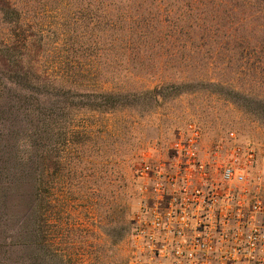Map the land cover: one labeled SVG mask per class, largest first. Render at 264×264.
<instances>
[{
  "label": "rangeland",
  "instance_id": "374dc122",
  "mask_svg": "<svg viewBox=\"0 0 264 264\" xmlns=\"http://www.w3.org/2000/svg\"><path fill=\"white\" fill-rule=\"evenodd\" d=\"M69 1L59 0L60 6L52 1L45 10L44 0H37L23 12L45 35L32 58L37 71L75 75L83 90L65 95L67 106L53 109L47 139L37 142L51 160L53 181L47 193V251L53 264L59 256L69 264H94L97 258L126 264L138 206L136 168L165 160L187 124L200 130L206 148L228 143L230 134L254 146L264 171V107L255 100L257 93L264 95L259 79L264 61L248 44L235 45L227 37L224 0H174L171 17L190 12L185 13L188 28H178L172 39L156 21L129 27L126 20L135 12L151 13V20L150 8H126L122 25L115 8L102 14L93 5L85 12ZM61 30L69 32V53L59 47ZM100 90L120 92L117 106L123 108L106 114L86 110L93 105L91 91Z\"/></svg>",
  "mask_w": 264,
  "mask_h": 264
},
{
  "label": "trees",
  "instance_id": "16d2710c",
  "mask_svg": "<svg viewBox=\"0 0 264 264\" xmlns=\"http://www.w3.org/2000/svg\"><path fill=\"white\" fill-rule=\"evenodd\" d=\"M36 1L0 0V264H53L47 251L45 230L49 222L50 206L47 193L49 185L53 182L52 174L49 173L51 160L44 154L45 152L40 149L41 153L38 150L37 142L47 139L53 109L64 110L67 106L65 95L70 91L80 93L83 91L75 75L67 73L58 76L48 73L41 75L37 71L32 58L35 51L40 50L39 45L43 43L45 35L43 30H35L30 19L23 13L24 9L32 7ZM52 1L61 5L59 0ZM52 1L44 0L42 9L50 8ZM154 1L156 0L69 2L73 7H80L85 12L93 5L96 11L102 14L115 8L119 15L116 22L122 25L126 20L123 19L126 8H140L144 12L150 8L155 12L151 20V13L147 12L142 16V13L135 12L132 20H126L129 27L132 28V23L138 21L142 25H151L156 21L161 28L159 31H163L170 39L176 37V32L180 30L178 28H188L185 13L188 14L190 11L184 9L180 16L171 17L172 13L176 14L172 10L174 0ZM224 1L229 9L227 37L235 45L248 44L249 48H253L252 54H255V57L258 55L261 62L264 61V0ZM189 10L192 11L190 8ZM76 23L73 22L72 25L77 27ZM183 24L185 25L182 26ZM129 32L125 31V35ZM68 33L65 30L58 31L61 39L59 47L61 46L66 53L70 52L65 49L70 42ZM239 47L241 45L237 48ZM60 62L62 60L58 64ZM68 63L69 61L66 66ZM260 75L259 79L264 83V67ZM176 85L163 83L161 87ZM91 92L93 105L86 106V110L106 114L123 108L117 106L120 92L104 90ZM157 95L160 96L159 92ZM255 100L257 107L262 110L264 95L257 93ZM21 134L25 137L24 142L20 141ZM75 134L79 135L78 132ZM65 144L61 143L60 150L66 148ZM36 202L40 204L38 205L40 211H36ZM94 260V264H105L98 258ZM55 261V264H69L67 261L64 262L61 256Z\"/></svg>",
  "mask_w": 264,
  "mask_h": 264
},
{
  "label": "built area",
  "instance_id": "2783aa9c",
  "mask_svg": "<svg viewBox=\"0 0 264 264\" xmlns=\"http://www.w3.org/2000/svg\"><path fill=\"white\" fill-rule=\"evenodd\" d=\"M187 124L165 160L135 171L126 264H264V171L254 146L208 148Z\"/></svg>",
  "mask_w": 264,
  "mask_h": 264
}]
</instances>
